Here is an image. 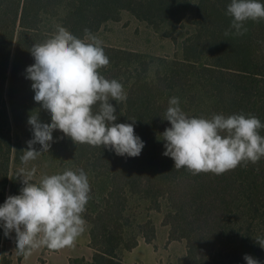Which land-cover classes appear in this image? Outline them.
Instances as JSON below:
<instances>
[{
  "label": "trees",
  "instance_id": "obj_1",
  "mask_svg": "<svg viewBox=\"0 0 264 264\" xmlns=\"http://www.w3.org/2000/svg\"><path fill=\"white\" fill-rule=\"evenodd\" d=\"M230 3L0 0V205L23 187L16 178L18 169L11 173L10 168L13 154L22 153L16 139H32L29 115L40 110V120L51 122L50 115L34 101L32 81L26 78L27 66L34 63L31 46L50 38L57 25L83 39L86 28L92 34L107 20H118L125 9L156 27L165 22L175 25L193 9L196 32L186 39V61L169 63L165 77L153 75L144 53L102 45L109 59L122 61H110L107 68L98 70L100 74L117 81L122 75H131L125 87L127 100L110 103L116 107L115 123L136 119L135 134L145 142L138 157L76 145L61 131H53L49 152L64 163L80 166L90 183V200L83 216L91 225L89 245L94 252L91 259L71 256L69 261L126 264L123 252L136 247L140 236L153 243L157 237L154 220L148 217L136 222L131 213L132 202L139 196L149 199L152 209L164 211L170 241H187V252L170 264H246L245 254L257 256L264 264V248L254 239L264 238V158L222 175H193L186 168H174L173 159L163 155L165 142L158 139L171 126L162 116L173 96L179 98L189 117L211 119L213 114L227 117L242 113L254 115L264 124V52L259 48L264 45V20L246 21L247 32L235 35L232 17L226 14ZM114 69L118 70L110 78L107 73ZM259 134L264 136V128ZM3 231L0 226V241ZM23 259L19 255L21 264ZM0 264H13V259L0 254Z\"/></svg>",
  "mask_w": 264,
  "mask_h": 264
},
{
  "label": "clouds",
  "instance_id": "obj_2",
  "mask_svg": "<svg viewBox=\"0 0 264 264\" xmlns=\"http://www.w3.org/2000/svg\"><path fill=\"white\" fill-rule=\"evenodd\" d=\"M227 15L232 17L235 35H244L248 20H264L261 0H231ZM78 38L57 25L54 34L30 48L34 63L27 66L26 78L32 81L34 101L51 117L40 120L39 111L30 114L28 125L33 133L20 157L27 165L42 153H49L53 131L59 130L77 144L103 147L119 156L138 157L145 142L135 134L134 124L115 123L117 104L127 100L123 85L106 79L98 71L109 66L103 41L84 30ZM228 35V32L225 33ZM162 119L170 122L160 138L164 156L171 157L174 168H186L191 174L222 175L243 164H257L264 158V124L254 115L213 114L211 119L189 117L173 96ZM39 144L40 150L34 145ZM37 169L21 167L16 178L23 187L18 195H9L0 205V226L5 237L15 232L17 255L25 259L46 247L58 251L73 247L85 231L83 213L90 200V183L83 169H66L62 173L43 175L35 180ZM264 248V238H254ZM247 264H260L245 254Z\"/></svg>",
  "mask_w": 264,
  "mask_h": 264
},
{
  "label": "rangeland",
  "instance_id": "obj_3",
  "mask_svg": "<svg viewBox=\"0 0 264 264\" xmlns=\"http://www.w3.org/2000/svg\"><path fill=\"white\" fill-rule=\"evenodd\" d=\"M194 11L195 10L193 9H189L187 11L189 14L186 15L185 20L180 21L175 25H169L165 22L161 23L160 27H156L149 21L140 19L131 11L125 9L121 12V16L118 20H107L103 23L102 27L98 31L93 32L92 35L100 38L103 41V45L125 48L144 53V58L152 67L151 72L153 75L157 78L160 75L159 78H161L165 77L163 75H166L169 63H171L170 65H178L181 61H186V39H188L192 33L196 32L194 24ZM259 48L262 52H264V45H260ZM203 58H205L204 55ZM109 61L119 62L122 61V59L114 58L109 59ZM135 62L138 64L139 60ZM139 67L142 68L141 65H139ZM117 70L118 69H114L111 74L108 72L107 75L111 78ZM180 75H184V72H181ZM130 77L131 75H129V77L122 75L121 79L118 81L123 85L124 90ZM148 96L152 97V93L148 92ZM139 101L140 99L138 102ZM184 112L186 113V111ZM16 142H20L22 146V153L13 154L10 168L11 173L15 169H19L21 167H26L28 169L35 167L37 169L35 180H39L46 174L51 175L62 173L66 169L76 171L80 168L77 164L64 163V161H61L50 152L42 153L36 160L30 161L27 165H24L22 164L20 157L23 155V150L28 147L27 139L23 136H19V139H16ZM34 148L36 150H40L41 146L37 143L34 145ZM136 198L137 199L133 200L131 205V213L136 222H142L148 217H151L159 230V237L156 240L157 246L159 245L158 247L161 249L159 253L162 257V262L159 264H170V262L177 261L178 257L183 256L187 252L186 239L175 241L165 240L170 227L163 223L164 211L152 209L151 202L147 198L144 199L139 196ZM83 218L86 221L85 231L77 238L75 245L73 247L64 248L62 250V254L69 252L72 253V256H86L88 259H91L94 252L93 248L89 245L91 225L84 216ZM140 238H142V236H140ZM15 248V232L13 231L9 239H7L3 231V238L0 241V254L6 253L12 257L13 264H21L19 261V255H17ZM52 252L54 253V250H47L46 247L41 248L40 250L34 251L27 259H23V263L26 260L27 264H34V260H37L40 264L45 262L48 259L49 254ZM86 252L88 254L85 255L84 253ZM149 253L153 254L152 252ZM130 257H133V253L128 255V259ZM252 257L258 260L257 256L253 255ZM60 259L61 257L59 256L52 257V260Z\"/></svg>",
  "mask_w": 264,
  "mask_h": 264
},
{
  "label": "crops",
  "instance_id": "obj_4",
  "mask_svg": "<svg viewBox=\"0 0 264 264\" xmlns=\"http://www.w3.org/2000/svg\"><path fill=\"white\" fill-rule=\"evenodd\" d=\"M158 232L159 230L157 229V237L153 243L147 242L145 238L142 237L139 238V244L136 247H134L132 250H126L125 252H123L124 262L126 264H159L160 262H162V257L159 253L161 249L158 247L159 245L157 246L156 243V240L159 237ZM165 240H169V232H167V238ZM62 250L63 249L54 251V253H50L48 259L40 264H71L69 261V257L72 256V253L65 252V254H62ZM149 252H152L153 254H150ZM131 253H133V257H130L128 259V255H130ZM84 254L86 255L88 253L86 252ZM54 256H59L61 257V259L52 260V257ZM23 264H27L26 260ZM34 264L39 263L37 262V260H34Z\"/></svg>",
  "mask_w": 264,
  "mask_h": 264
}]
</instances>
